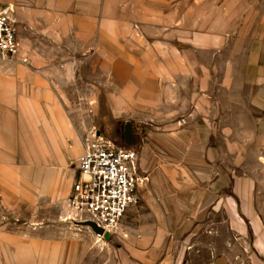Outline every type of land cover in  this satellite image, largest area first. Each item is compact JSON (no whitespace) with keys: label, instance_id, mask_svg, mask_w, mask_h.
<instances>
[{"label":"crops","instance_id":"obj_1","mask_svg":"<svg viewBox=\"0 0 264 264\" xmlns=\"http://www.w3.org/2000/svg\"><path fill=\"white\" fill-rule=\"evenodd\" d=\"M0 12L20 44L0 61V264L109 261V240L68 207L92 140L69 89L95 63L117 118L149 113L148 182L111 231L117 263L264 264V0H0Z\"/></svg>","mask_w":264,"mask_h":264},{"label":"built area","instance_id":"obj_2","mask_svg":"<svg viewBox=\"0 0 264 264\" xmlns=\"http://www.w3.org/2000/svg\"><path fill=\"white\" fill-rule=\"evenodd\" d=\"M20 53L17 28L6 12H0V61ZM139 156L100 141H89L79 158V176L68 207L76 217H85L110 233L120 226L128 211L138 204V190L148 182L139 172Z\"/></svg>","mask_w":264,"mask_h":264},{"label":"rangeland","instance_id":"obj_3","mask_svg":"<svg viewBox=\"0 0 264 264\" xmlns=\"http://www.w3.org/2000/svg\"><path fill=\"white\" fill-rule=\"evenodd\" d=\"M80 69L89 70L90 65L86 67V65L83 64L79 70ZM93 70V79H78L75 86L69 89L70 95L68 97H70L71 102L68 107L71 110V114L78 119L80 128L87 129L92 133L91 142L100 141L118 149L134 150L138 153V165H140V150L149 144V113L148 111L139 112L140 118H143L142 120L145 124L141 123L140 121L142 120L140 119L132 120L126 116L123 118H117L116 112L111 110L110 106L107 104V99L102 93V84L106 83V80L101 76L99 64L95 63ZM139 172L141 175L146 176L142 171H140V166ZM146 184L147 183L143 186ZM76 218L79 225H81V222L85 220V217L82 218L79 216ZM223 231H225L224 225L222 226V232ZM115 234L116 233L110 232L108 239L99 236V244H101L104 239L109 240L110 258L108 263L99 258L95 260V264H118L116 259L117 241L115 240Z\"/></svg>","mask_w":264,"mask_h":264},{"label":"water","instance_id":"obj_4","mask_svg":"<svg viewBox=\"0 0 264 264\" xmlns=\"http://www.w3.org/2000/svg\"><path fill=\"white\" fill-rule=\"evenodd\" d=\"M81 225L90 228L95 234H97L100 237H104L107 239L109 238V232L106 233L103 228L99 227L96 223L92 221H89V220L83 221L81 222Z\"/></svg>","mask_w":264,"mask_h":264}]
</instances>
